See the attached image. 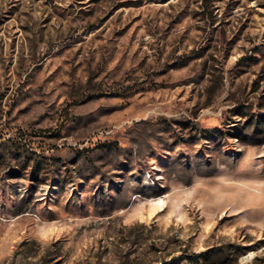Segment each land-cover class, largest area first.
<instances>
[{"label": "rangeland", "instance_id": "obj_1", "mask_svg": "<svg viewBox=\"0 0 264 264\" xmlns=\"http://www.w3.org/2000/svg\"><path fill=\"white\" fill-rule=\"evenodd\" d=\"M262 115L264 0H0V264H264Z\"/></svg>", "mask_w": 264, "mask_h": 264}, {"label": "trees", "instance_id": "obj_2", "mask_svg": "<svg viewBox=\"0 0 264 264\" xmlns=\"http://www.w3.org/2000/svg\"><path fill=\"white\" fill-rule=\"evenodd\" d=\"M259 123L264 124V115L261 116V120L257 119V120L255 121V124H259ZM200 256H201V255H196L195 257H196V258H197V257L199 258ZM188 258H189L190 260H192V261L194 260V259H193L192 257H190V256H189Z\"/></svg>", "mask_w": 264, "mask_h": 264}, {"label": "bare ground", "instance_id": "obj_3", "mask_svg": "<svg viewBox=\"0 0 264 264\" xmlns=\"http://www.w3.org/2000/svg\"><path fill=\"white\" fill-rule=\"evenodd\" d=\"M250 256V255H249Z\"/></svg>", "mask_w": 264, "mask_h": 264}]
</instances>
